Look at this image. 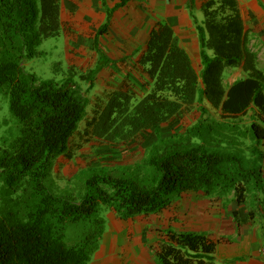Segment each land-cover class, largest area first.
Wrapping results in <instances>:
<instances>
[{
    "label": "trees",
    "instance_id": "obj_1",
    "mask_svg": "<svg viewBox=\"0 0 264 264\" xmlns=\"http://www.w3.org/2000/svg\"><path fill=\"white\" fill-rule=\"evenodd\" d=\"M120 1L116 8L131 0ZM201 10L200 70L174 28L158 23L138 59L149 92L116 90L88 121L85 135L110 145L153 131L146 176L103 171L88 177L80 195H62L47 185L52 160L70 150L87 99L72 78L41 80L24 67L43 40L61 35V0H0V95L10 114L0 140V264H89L107 233L106 212L130 221L161 213L187 193L217 201L232 195L242 205L259 192L264 70L237 0H206ZM111 18L97 32L98 61L83 75L89 83L109 64L99 38ZM228 70L245 78L228 87ZM196 107L199 118L184 133L160 137ZM158 245V264H215L218 242L204 232L168 230Z\"/></svg>",
    "mask_w": 264,
    "mask_h": 264
},
{
    "label": "rangeland",
    "instance_id": "obj_2",
    "mask_svg": "<svg viewBox=\"0 0 264 264\" xmlns=\"http://www.w3.org/2000/svg\"><path fill=\"white\" fill-rule=\"evenodd\" d=\"M188 17H190V27L187 33L188 36H186L187 40L177 36L176 43L182 45L184 43V47L189 52L195 67L200 70L196 26L201 24L202 20L204 21V15L202 12L199 14V10L194 7ZM70 24L71 21L64 22L59 37L43 40L36 47L34 57L25 60L24 67L28 73L35 74L41 80L62 81L72 78L82 88L87 99L83 118L70 139V150L52 160V171L47 180V185L55 193L67 195L75 192L80 195L84 191L82 186L84 187L88 177L103 171L111 172L115 176L132 174L144 178L147 173L144 163L149 148L157 142L158 138L153 131H150L136 141L110 145L93 138L91 135H85L88 121L94 118L96 111L106 103L108 96L115 89H131L137 96L142 97L144 94L143 88H146L148 83L141 67L138 66L140 54L135 57L129 56L126 62H114L110 68L100 73L104 75L112 74L113 76L120 73L125 74V77L116 80L117 82H108L107 78H103L98 82L100 74L90 83L88 80L83 79V75H87L96 63L93 60L92 48L87 46L89 43L88 38L91 37L88 35L89 32H85L83 39L79 41L72 39ZM115 34L114 31L112 35ZM179 34L180 31H177V35ZM146 40L147 38L144 36L142 45L138 47L139 49L145 47ZM9 117L8 103L4 96L0 95V140L5 130L2 128L3 122ZM198 118L199 108L196 107L192 113L184 116V120H174L169 125L161 128L160 137L168 138L181 135ZM63 157L64 159H59ZM242 208H245V206L235 205L232 195L217 201L211 200L203 194L188 193L176 197L173 206L168 207L161 213L148 216L141 215L130 221H121L112 213L108 214L106 212L105 217L108 220L107 233L102 240L100 251L94 255L92 262L89 264L96 262L97 254L101 250H105L106 244L111 248H109L111 254L107 258H122L123 251L128 245L131 251L127 255L126 261H124L125 264L155 263L156 243L160 240L159 237L161 239L165 238V234L169 229L181 232L187 231L189 228L195 230L206 227L205 230L212 233L221 227V224L216 221L218 217L224 220L226 217L231 216L228 213H237ZM223 224L227 228L237 225L236 221L233 220ZM211 235L213 236V234ZM214 239L220 240L218 238Z\"/></svg>",
    "mask_w": 264,
    "mask_h": 264
},
{
    "label": "crops",
    "instance_id": "obj_3",
    "mask_svg": "<svg viewBox=\"0 0 264 264\" xmlns=\"http://www.w3.org/2000/svg\"><path fill=\"white\" fill-rule=\"evenodd\" d=\"M204 1L206 0H194V3L192 0H131L123 7L116 8L117 4L121 2L120 0H104V2L103 0H61L62 27L64 22L71 21V38L78 41L83 39L85 32H89L88 35L91 38H88L87 46L92 48L93 60L97 63L98 54L95 50V39L99 29L107 22L108 13H110L112 16L110 25L106 33L99 38L100 48L109 62L105 67L108 69L114 62L128 61L129 56L135 57L138 54L141 56V51L144 48L139 49L138 47L142 45V39L144 36L148 38L150 31L158 23H168L174 28L176 37L180 36L187 40L186 36H188L190 27L188 14L191 15L194 7L199 10L200 14ZM237 1L248 32L249 46L257 54L259 68L264 70V0ZM114 31L116 34L112 35ZM177 31H180L179 35H177ZM178 45L185 48L184 43ZM105 69L102 72L106 71ZM121 77H125V74L120 73L115 76L100 74L98 82L103 78H107L106 80L111 83L117 82L116 80ZM243 78L245 75L241 70H228L225 75V84L230 87ZM116 90L123 89L114 91ZM143 90L144 96L149 92L150 86L147 84ZM262 152L264 155V143ZM59 159L62 160L64 157ZM248 198L245 204L239 205L245 206V208L240 209L237 213H228L231 216L224 220L218 217L216 221L221 224V227L214 232L206 231V227L187 230L204 232L212 240L218 242L215 264H264V164L260 190ZM235 205L238 204L235 203ZM231 220L236 221L237 225L227 228L223 223ZM169 230L174 231L173 229ZM159 239L161 240V237ZM156 244L155 263L145 262L142 264H158L156 254L159 245L158 242ZM109 248L106 244L105 250H101L97 254L96 262L93 264H125L124 261L131 251L128 245L123 251L122 258H107L111 254Z\"/></svg>",
    "mask_w": 264,
    "mask_h": 264
}]
</instances>
